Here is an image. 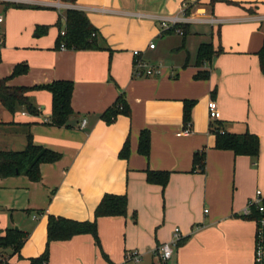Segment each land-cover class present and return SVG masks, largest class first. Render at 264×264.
<instances>
[{"label": "crops", "instance_id": "1", "mask_svg": "<svg viewBox=\"0 0 264 264\" xmlns=\"http://www.w3.org/2000/svg\"><path fill=\"white\" fill-rule=\"evenodd\" d=\"M229 1L240 6L210 0H0V80L25 63L27 73L7 85L73 83V114L64 127L47 124V91L28 93L36 116L23 108L10 114L0 105V151L23 150L29 134L34 145L61 155L41 164L38 182L24 175L0 178V229L27 235L20 264L45 251L48 216L92 222L105 194L124 195L127 215L97 219L100 248L89 234L52 242L47 264H116L131 251L142 254L140 264H157L155 249L171 241L175 228L181 240L167 264H253L255 225L240 212L255 191L264 194V77L256 55L264 38V0ZM68 9L85 13L99 50L55 48L56 23L64 25ZM174 18L188 25L185 38L161 29L162 21ZM208 43L224 52L198 68L197 50ZM134 51L159 74L133 77ZM198 71L209 77L196 80ZM119 97L129 112L107 125L101 116ZM185 100L195 101L189 134L181 133ZM211 100L224 131L259 138L255 160L215 149ZM144 130L150 134L148 157L138 153ZM125 144L127 157L121 158ZM202 152L204 169L193 171L194 155ZM146 170L169 172L166 186L147 183Z\"/></svg>", "mask_w": 264, "mask_h": 264}, {"label": "trees", "instance_id": "2", "mask_svg": "<svg viewBox=\"0 0 264 264\" xmlns=\"http://www.w3.org/2000/svg\"><path fill=\"white\" fill-rule=\"evenodd\" d=\"M77 0H60L61 3L74 5ZM215 2H224L230 5L240 6L239 3L229 0H210V4ZM14 7H25L22 5H12ZM30 8V7H29ZM190 9L186 10V14ZM248 12L252 10L248 9ZM64 25L61 19L58 20L56 26L58 28V37L55 42V48L61 49V45L65 49L73 50H99L100 47L96 38V29L88 20L84 12L68 9L64 14ZM180 29L185 38L188 34V25L176 24L172 29L166 32H172ZM264 29V24H263ZM46 30V29H45ZM64 31V35L60 32ZM3 41V40H2ZM0 45V63L1 48ZM221 46L216 49L211 43L201 44L196 54V66L198 68L205 64H210L213 57L223 53ZM259 61L260 72L264 77V38L259 51L256 53ZM28 67L25 63L17 64L11 75L0 80V105L10 114H15L20 109L27 110L31 115H38V109L28 96L32 91H47L51 94V114L48 121L49 126L64 127L67 125L69 118L73 114L71 107V97L73 93V83L71 81H53L48 84L32 86V87H15L7 85L8 81L14 77L26 74ZM208 71H198L194 76L196 80L207 79ZM195 104L193 100H185L183 102V127L188 125L191 128V111ZM128 107L122 97H119L115 103L106 109L101 119L111 125L119 114H128ZM209 132L215 136V149L231 151L235 156H247L255 160L259 155L260 143L259 138L248 131L242 134L229 133L224 131L223 125L218 120L210 123ZM150 151V134L144 130L140 133L138 142V153L144 157H148ZM128 148L125 144L119 157H127ZM61 155L49 151L43 147L33 144L31 136L27 134L25 148L21 151H0V178H9L24 175L32 182H38L41 179V164L54 163L60 160ZM205 154L198 153L194 155L193 171L204 169ZM169 172L146 170V181L149 184H157L164 188L168 182ZM127 215V200L124 195L105 194L98 204L94 212V220L92 222H75L64 218L48 216L47 222V241L43 254L37 258L29 260V264H47L49 259L48 246L52 242H64L70 240L76 235L89 234L92 236L94 244L100 248L98 238L97 219L100 217H125ZM135 219V216H133ZM27 238V235L21 230L13 228L0 229V250H10L12 256L18 255L20 259V250ZM180 244V242L178 243ZM0 264H8V261L0 256Z\"/></svg>", "mask_w": 264, "mask_h": 264}, {"label": "built area", "instance_id": "3", "mask_svg": "<svg viewBox=\"0 0 264 264\" xmlns=\"http://www.w3.org/2000/svg\"><path fill=\"white\" fill-rule=\"evenodd\" d=\"M215 20L210 21L212 23ZM2 22V18L0 17V23ZM170 23V24H168ZM178 24V19H170L164 20L161 23V29L163 31L170 30ZM176 33L183 35V32L180 29L174 30ZM61 35H64V31L60 32ZM2 40L0 38V45ZM150 49L154 48V44L150 43L148 46ZM61 49H64V46L61 45ZM134 62H133V77L140 78L144 76H151L155 74H159L160 70L158 67L153 68L150 66L144 59L141 57V53L139 51L133 52ZM208 115L211 121L219 120L220 113L215 101L211 100L208 103ZM85 120L82 121L81 127H84ZM190 126L183 127L182 134L190 133ZM179 133L178 135H180ZM240 215L246 219H250L253 221L255 225L254 232V245H253V264H264V194L257 190L253 197L248 199L246 205L240 212ZM181 240V233L178 228H175L173 231V237L171 241L167 243H163L159 245L155 249V256L157 258V264H167L168 261L172 258L173 248L177 247L179 241ZM142 254L138 251L127 252L124 255V258L121 262L116 264H140L142 261Z\"/></svg>", "mask_w": 264, "mask_h": 264}, {"label": "rangeland", "instance_id": "4", "mask_svg": "<svg viewBox=\"0 0 264 264\" xmlns=\"http://www.w3.org/2000/svg\"><path fill=\"white\" fill-rule=\"evenodd\" d=\"M11 254L10 250H6V251H2L0 250V256L3 257L4 259H6L8 261V264H20V262H18L19 258L18 255L12 256L9 259V256ZM20 258H24L23 254L20 252Z\"/></svg>", "mask_w": 264, "mask_h": 264}]
</instances>
